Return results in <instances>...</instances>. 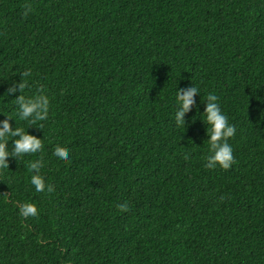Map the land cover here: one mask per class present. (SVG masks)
Returning <instances> with one entry per match:
<instances>
[{
  "label": "trees",
  "instance_id": "16d2710c",
  "mask_svg": "<svg viewBox=\"0 0 264 264\" xmlns=\"http://www.w3.org/2000/svg\"><path fill=\"white\" fill-rule=\"evenodd\" d=\"M41 93L29 127L15 99ZM209 93L237 129L228 170L204 167ZM6 116L44 147L0 169V264H264V0H0ZM38 159L51 193L31 183Z\"/></svg>",
  "mask_w": 264,
  "mask_h": 264
},
{
  "label": "clouds",
  "instance_id": "9594fccd",
  "mask_svg": "<svg viewBox=\"0 0 264 264\" xmlns=\"http://www.w3.org/2000/svg\"><path fill=\"white\" fill-rule=\"evenodd\" d=\"M24 15L27 16L32 7L30 4L24 5ZM32 75L31 69H28L20 73V77L27 78ZM27 79H20L19 82L12 83L7 91V95H11L17 91L20 93L28 87ZM199 94V90L193 85L188 88H177L176 99L179 102L178 110L175 114V121L177 126H187L185 115L190 112L193 107H197L195 96ZM219 97L213 93H209L206 98V107L204 113L206 114V123L211 125L210 135H208V142L210 145L211 154L206 157V163L204 167L206 169H216L218 166L223 170H228L236 163L235 156L233 155V148L228 143L230 138H233L236 134V126L229 124L228 117L222 112L221 106L218 103ZM16 104L19 107V115L23 120L29 121L30 126H36L37 121H44L48 117L50 100L46 94H38L34 97L26 98L20 94L15 99ZM4 120L0 121V169L9 168V157H17L33 154L41 151L44 147L42 139L36 135L25 132L22 128L15 127L13 129L10 124V116H6ZM37 127V126H36ZM38 128L43 129L42 125ZM6 136L18 137L13 139V147L9 151L5 139ZM59 160L63 162H69V150L65 147L57 146L54 153ZM189 154L185 153L184 159L188 160ZM30 172H34L31 176V183L34 185L37 192L48 193L54 191V187L47 184L44 177L40 174V170L44 167L42 159H38L34 162H30L27 165ZM121 212L130 210V206L127 201L117 205ZM20 215L28 217H36L39 215L38 207L34 203L26 202L19 206Z\"/></svg>",
  "mask_w": 264,
  "mask_h": 264
}]
</instances>
